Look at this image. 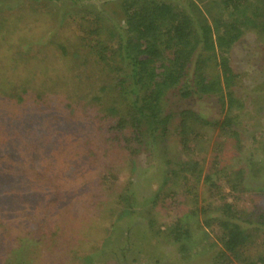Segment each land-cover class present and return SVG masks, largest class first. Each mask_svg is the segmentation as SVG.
Here are the masks:
<instances>
[{
  "label": "rangeland",
  "instance_id": "1",
  "mask_svg": "<svg viewBox=\"0 0 264 264\" xmlns=\"http://www.w3.org/2000/svg\"><path fill=\"white\" fill-rule=\"evenodd\" d=\"M125 1L0 0V29L17 31H9L3 39L8 45L0 49V117L10 111L3 99L11 90L14 67L26 62L30 67L26 73L32 72L37 78L56 76L61 70L51 73L46 66L63 58L58 54L63 45L68 46L76 61L73 71L71 64L63 69L64 84L72 85L76 80L81 83L80 92L87 94L103 86L98 84V77L119 79V71L109 73L96 64L100 56L95 46L117 47L126 23ZM189 1L177 3V8L197 17ZM191 1L210 23L212 17L220 18L222 0ZM250 1L259 9V15L255 27L243 28L228 52L233 86L221 94H195L187 99L181 98L177 89L167 93L164 115L194 113L206 122L219 123L215 128L197 126L186 148L178 143L176 126L171 124L165 136L159 133L138 149L134 163L124 160L121 164L119 150L104 145L106 132H97L95 117L102 116L100 110L94 105L83 108L65 101L57 97L60 91L48 96L49 112L55 107H60L62 114L65 107L69 111L79 109L73 118L75 136L82 137V142L69 141V147L63 148L59 139L42 138L35 143L12 139L4 145L1 137L9 133V123L0 120V188L15 193L33 190L31 198L17 202L14 198L8 202L3 197L7 192L1 191L0 264L263 262L264 0ZM16 15L23 19L13 22ZM26 31V37L22 36ZM16 39L18 43L13 45ZM192 73L185 80L192 78ZM67 77H72L69 82ZM15 80L20 82L21 78L16 76ZM28 114L30 121L45 126L39 115L31 111ZM51 117L56 118L49 113L47 121ZM81 145L99 159L96 169L85 164L84 160L90 158ZM28 147H32L38 163L35 175L41 183L17 178L19 166L14 163ZM167 147L170 155L166 154ZM66 165L74 166L66 181V193L54 196L50 202H39L38 197L51 187L54 178L60 180ZM115 167L117 182L126 185L132 202H124V188L115 193L105 188L104 177L109 175L108 169ZM100 179L103 183L98 182ZM120 192L125 195L121 202L117 195ZM227 218L241 227L245 238L235 253L224 246ZM19 220L24 226L21 231Z\"/></svg>",
  "mask_w": 264,
  "mask_h": 264
},
{
  "label": "trees",
  "instance_id": "2",
  "mask_svg": "<svg viewBox=\"0 0 264 264\" xmlns=\"http://www.w3.org/2000/svg\"><path fill=\"white\" fill-rule=\"evenodd\" d=\"M181 1L185 0L125 1L126 23L119 44L117 47L105 49L102 44L95 46L100 56L96 64L102 65L109 73L119 71L121 76L119 79H108L109 76L106 75H104L105 79L98 77V84L103 86H100L96 92L87 91V94H83L82 91L80 92L81 83L76 80H72V85L64 84L63 69L71 64L73 71L76 65L68 46L63 45L59 50L58 54L63 58L58 57L53 66H46L51 73H58L61 70L56 76H38L40 78L38 79L36 74L26 73L30 69L26 66V62L23 66L19 65L22 62L17 64L13 72L14 81H9L11 90L4 95L6 99H3L6 100L10 111L6 117H0V120L9 123V133L1 137L4 140L2 143L6 145L12 139H20L26 143H35L42 138L59 139L64 148V146L69 147V141L82 142V137L75 136L74 119L76 118H73L79 109L72 108L69 111V107H65L62 114L61 108L55 107L49 112L51 107L50 100H47L48 96L55 95L57 91H60L57 97L74 102L78 107L85 108L88 104L100 110L102 116L95 117V122L98 123L96 128H99L97 132L102 135L106 132L104 145L110 144L119 150L118 160L121 164L124 160H127V164L128 161L134 163L138 149L147 146L148 142L155 139L159 133L165 136L171 124L176 126L178 143L185 148L186 145H190L191 133H195L197 126L214 128L218 126V122H206L194 113L164 115L165 98L172 89H177L178 95L183 99L195 94L199 96L208 93L221 94L224 89H230L235 78L228 52L238 40L243 28L250 25L255 27V18L259 15L257 13L259 9H255L254 2L250 0H222L219 4L221 6L219 19L212 17L208 11V16L212 17L210 23L194 1L190 0L189 5L198 13L197 17L189 15L183 9H178L177 3ZM22 19V15H16L13 22H20ZM13 30L16 31L15 28H10L6 32L0 29V49L8 45L3 39L9 31L14 32ZM27 33L24 32L22 36L26 37ZM19 37L20 35L17 38ZM15 41L13 45L18 43L17 39ZM14 59L12 58L11 62H14ZM191 70H193L192 78L185 80ZM16 76L21 78L20 82L15 80ZM67 78L69 82L72 77ZM29 111L44 119L45 126L40 124V127L30 121ZM54 112L59 113L60 117ZM49 113H53L56 118L51 117L52 120L47 121ZM221 128L222 135H225L226 127L223 125ZM31 148L24 150L22 156L14 163L19 166L17 178L23 180L29 178L30 184L41 183L35 175L38 163ZM81 149L90 158L84 160L85 164L92 170L96 169L99 159L88 149L84 150L83 145ZM168 150L166 154L170 155L171 152ZM187 165L193 168L190 163ZM73 167V165L64 166L60 180L54 178L51 187L46 188L43 196L38 197V201L50 202L49 200L54 196H63ZM196 167L200 165L196 164ZM117 170V167L108 169L109 175L104 177L105 188L112 189V193L124 188L123 193H127L126 198L122 192L117 194L120 202L124 198V202H132V196L125 188L126 185L117 182L119 180ZM100 181L103 183V180L100 179L98 182ZM1 191L3 194L7 192L3 197H6L8 202L12 198L15 202L27 200L31 198L33 192L30 188L18 193L0 188V195ZM20 220L18 229L21 231L24 226ZM224 223L228 233L224 246L227 251L235 253L245 241L243 230L238 224L230 222V218ZM153 233L155 235L159 233L155 230V226ZM249 264H264V260L252 261Z\"/></svg>",
  "mask_w": 264,
  "mask_h": 264
}]
</instances>
